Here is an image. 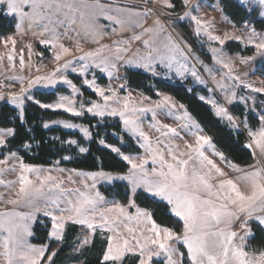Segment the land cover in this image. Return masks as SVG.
<instances>
[{
    "label": "snow or ice",
    "instance_id": "6c2138e0",
    "mask_svg": "<svg viewBox=\"0 0 264 264\" xmlns=\"http://www.w3.org/2000/svg\"><path fill=\"white\" fill-rule=\"evenodd\" d=\"M244 6L248 0H239ZM264 9V0H257ZM143 10L137 7L121 4L119 0H0V10L3 14L15 19L17 33L23 32L25 26L39 39V43L50 46L54 50V60L61 61L63 57L71 55V51L62 42V38L77 40L76 51L81 54L73 59L65 60L56 69L45 75H36L28 80L27 87H21L19 94H10L8 103L20 109L19 117L23 121L25 99L32 101L44 109H63L75 116H81L85 111L95 117L119 116L125 130L139 137L143 143L140 147L145 149V156L134 157L125 155L119 148L110 145L111 151L116 153L130 166L127 175H117L100 172L82 173L83 190L80 188L65 189L63 180L52 175H41L38 167L19 163V173L15 181H4L0 184L5 187H13L18 184L14 198H9L6 203L13 205L9 211H0V257L4 264H54L56 250L50 249V244L41 246L33 245L28 237L33 235L32 225L38 220V214L50 219L48 238L56 242L57 246L64 240L66 225L70 222L87 229V233L75 246L74 251H79L84 245L91 242L92 235L97 229L103 235L109 233L106 239V248L103 251L101 264H122L129 253L138 256L137 264H154V258L163 257V264H183L184 253L177 247L182 244L187 250L189 264H264V249H250L249 239H255L254 230L264 233V165L257 161L256 165H250L242 169L235 163L228 161L222 152H216L211 144V138L198 134L199 125L191 119L187 111L177 119H183L184 128L189 129L195 137L194 143L185 142L183 151L179 146L171 143L164 144L158 140L157 145L164 144V149L153 145L149 136L140 127V114L152 112L153 120L156 110L151 107L137 106L132 97H120L113 89L100 88L95 79H84L83 83L91 88L97 96L102 98L103 104L95 101L85 109L81 103L80 109L75 107V97L79 89L64 75L70 70L84 76L89 68H98L109 77L113 76L117 69V61L123 60L125 64L144 69L157 76L156 65L159 64L168 71H175L180 77L190 72L198 83H203L197 74L195 67H188V55L171 36L166 33V27L159 16L152 19L150 26H145V21L152 14L149 3H159L163 8L173 9L171 0H142ZM186 8H190V0H183ZM199 7V6H197ZM165 13H161L164 15ZM264 16V10L261 11ZM169 16L171 13L168 14ZM103 18L107 25L100 24ZM190 18L196 25V34L201 32L207 35L209 41L219 42L224 45L227 40H242L240 36L225 33L223 37L214 35L209 31L210 22L201 20L192 15L191 11H185L178 20ZM245 27H248L247 24ZM131 28H140L139 34H134L130 40H113L109 45L84 51L79 47V38L90 39L94 43L105 35H119ZM38 31H35L37 30ZM71 34H74L71 35ZM147 36V39L143 37ZM131 41H142L145 52L139 50L133 56L125 59L122 55L130 50ZM0 44L8 51L7 59L13 60L16 40L12 35L0 38ZM247 44L257 50V54L264 55V34L257 33L255 28H249ZM29 48V60L31 59V45ZM188 52L190 47L185 45ZM108 51L109 55L104 53ZM213 59L228 69L226 75L232 79H238L232 75V62L222 58L220 49L212 48ZM42 55V53H40ZM3 54H0V59ZM254 57L241 58V63H246ZM23 55L20 57V68L25 67ZM29 67H31L29 63ZM37 71H40L38 68ZM16 79L22 80V77ZM57 83L68 85L72 90V97L60 96L56 103L46 104L36 100L31 94V89L37 85L43 88H55ZM121 88L125 85L121 84ZM223 87V85H221ZM246 87H251L246 85ZM211 91V90H209ZM262 92L264 89H254ZM159 94V93H158ZM3 96L0 95V99ZM144 99H147L146 97ZM201 100L205 97L201 96ZM235 99V94L227 97L229 103ZM211 103L215 114L226 118L229 124L236 127V120L229 115L227 109L219 105L215 100H207ZM117 105V106H113ZM168 108L169 115H173L172 109L176 106L171 98L164 96L163 100L156 104L155 108ZM183 108V105H180ZM262 126L253 131L248 128L249 142L246 148L252 149L254 158L257 153L264 157V115L260 117ZM55 123V122H54ZM63 127H78L68 122H62ZM159 122H157L158 124ZM49 125H44L47 128ZM161 133L162 137L177 136V129L167 124L151 125ZM166 129V131H164ZM85 138H90L87 128H81ZM14 129L0 128V146L6 145L5 137L13 136ZM70 143H76L71 141ZM104 144V140H100ZM205 146L213 148L214 155H218L221 162H225L233 172L238 173L235 179L219 167L204 153ZM28 147V145H25ZM86 149L80 148V152ZM14 159L16 153H11ZM68 159V157H65ZM151 161L153 167L149 170L146 165ZM0 164H7V158L0 160ZM6 171H17L16 166L0 169V175ZM59 171H63L62 169ZM34 175L35 179L30 178ZM69 180L72 181L71 177ZM91 180L92 183H85ZM127 181V187L131 192L128 197V205L124 206L118 201L109 204L108 201L96 191L99 181L111 184L113 181ZM138 189L153 198L165 202L168 211L174 217L183 222L182 232L177 233L171 228L158 224L153 219V213L140 208L132 198L138 195ZM127 195V193H126ZM74 197V198H73ZM109 204L107 207L102 205ZM15 206H21L27 211H19ZM135 208V214H130L128 209ZM135 221L136 228L129 227L128 222ZM239 226L236 230V226ZM47 227V225H46ZM123 229V230H121Z\"/></svg>",
    "mask_w": 264,
    "mask_h": 264
},
{
    "label": "rangeland",
    "instance_id": "374dc122",
    "mask_svg": "<svg viewBox=\"0 0 264 264\" xmlns=\"http://www.w3.org/2000/svg\"><path fill=\"white\" fill-rule=\"evenodd\" d=\"M239 4V0H236ZM119 2L123 4H128L129 6L137 7L139 10H143L144 5L142 3V0H119ZM171 2L174 5L173 9H166L163 8L159 3H149L148 7L152 9V14L150 17L144 22L145 26H150L152 23V19L156 16H159L161 21L164 23L166 27V33L162 34L160 39H163L164 35L171 34L172 38L180 44L182 48H184L185 53L188 55V67L192 68L195 67V70L203 83H198L196 79L191 75L190 72L185 73L183 77H180L176 74V72L168 71V69L164 68L163 66L157 64L156 71L159 73V75L154 76L151 72H146L142 68L129 66L124 63L123 60L117 61V69L114 71L113 76L109 77L106 73H102L98 68H89V70L85 73L84 76L79 75L78 73H73L70 70L64 72V75L67 76L69 80L73 82V84L76 85V87L79 89V92L76 94L75 100V107L79 110L81 103H84L85 109L90 106L91 101H95L97 103L103 104L102 98L97 96L95 92L89 88L87 85L83 83L84 79L92 80L95 79L96 84L102 88L105 89L106 92L108 89L115 90L120 97L124 96H131L133 101L136 102L137 106H144V107H151L156 110V117L155 120H153L152 112H146L143 114H140V127L142 130L149 136V139L153 143V145H157L158 140H163L164 144L171 143L174 146H179V150L183 151L185 142L188 143H194L195 137L191 134V131L189 129L184 128L182 125L185 123L183 119H177V116H183V113L186 111L185 107L181 108L180 103H178L172 96L158 92L156 98H149L142 94L139 91L133 90L131 88H128L126 86V75L129 71H139L146 76L163 81L168 82L171 84L180 83L184 84L186 82H189L188 90L190 93L195 94V96L204 104H206L213 115L225 126H227L230 130L241 133L245 138V145L249 142L248 137V128L255 131L259 129L262 126L260 117L264 115V91L257 92L254 91V89H264V76L257 73V70L260 66H264V55L257 54V50L254 46L247 44V37L249 35V28H252L251 26L243 27L241 29L235 27L232 25L228 18L222 13L219 3L217 0H214L212 2L208 0H190L191 7L186 8L183 0H171ZM107 3V2H105ZM199 6V7H197ZM183 8L181 12L178 14L173 13V10H176L177 8ZM245 7L249 12L252 10H257L259 13V17L264 20V16H261V11L264 10L261 8V6L258 4L257 0H248V2L243 6ZM185 11H191L192 15L198 16L203 21L210 22L209 31L214 35H219L221 37L224 36L225 33H228L229 35H235L240 36L242 40H227L225 41L224 45H220L219 42L216 41H209L207 38V35L203 32L198 36L196 34V25L191 21L190 18H185L184 20H178L177 17L182 16ZM161 13H165L164 15H161ZM171 13L169 16L168 14ZM12 18V17H11ZM182 23L186 25H190L193 28V35L196 40L197 48L199 51L204 52L207 56H209V62L204 61L201 56L198 54V52L192 50L191 52H188V49L185 48V45L190 47L187 42L178 35L176 30L174 29L175 24ZM100 24L107 25L108 22L104 20L103 18L100 19ZM35 31H38L35 30ZM142 31L140 28H131L129 30H126L119 35H105L102 39L99 40V43H94L90 39L86 40L83 37L79 38V47H81L84 51H90L94 50L100 45H109L111 48L113 40H130V38L134 34H139ZM259 33V32H257ZM264 34V32L260 33ZM74 36V34H71ZM14 39L16 40L14 51H12L13 60L11 63L7 59L8 51L12 49V45L8 46V49L4 47L3 44H0V54H3V58L0 59V95L3 96L2 99H0V105L3 103H7L12 108L16 109L20 113V109L16 108L15 105L8 103V96L10 94H19L21 87H27L28 80L34 78L36 75H45L47 73H50L56 69V67L59 64H63L65 60L73 59V57H78L81 53L76 51L77 48V40L76 39H70V38H62L61 42L70 49L71 55L67 57H63L61 61L56 62L54 60V50L51 49L50 46H45L39 43V39L36 35H33L32 31L27 30L25 26V30L23 32L17 33L15 32L14 35H12ZM4 38V37H0ZM144 39H147V36L143 37ZM228 43H237L241 45L243 48H249L254 50V54L249 57H254L252 60H248L246 63H241V58H247L242 57L238 54H229L224 50V46ZM31 45V59L29 60V48L28 46ZM212 48H217L221 50L222 58L225 60H230L232 62V75L234 77H238V79H232L229 78L226 73H228V69L222 67L221 64H218L213 59V53L211 51ZM139 50L141 53L145 52L146 49L144 48V45L142 41H131L130 44V50L127 53H123L122 55L125 57V59L133 56L136 51ZM42 53V55H40ZM21 54L24 57L25 60V67L23 70L20 68V57ZM105 55H109V52L106 51L104 53ZM29 63L31 67H29ZM40 69V71H37V69ZM17 77H22L23 79H16ZM78 80V81H76ZM79 83V84H78ZM124 84L125 87L121 88L120 85ZM223 85V87H221ZM246 85H250L251 87H246ZM57 89L63 90L62 93H59L57 95V98L50 103L46 104H52L56 103L60 96H69L72 97V90L69 88L68 85H65L63 83H57L55 88H43L39 85L33 87L31 89V94L34 95L37 92L40 93H51L55 92ZM82 89L86 90L87 92L91 93L94 98L88 99L84 98ZM211 90V91H209ZM235 94V99L232 100L231 103L228 102L227 97L232 96V94ZM107 94H110V92H107ZM164 96H168L171 98V102L175 104V108L172 109L173 115H169V109L168 108H155L156 104L161 102L163 100ZM205 97V100H201L200 97ZM147 99H144V98ZM36 99V98H35ZM37 100V99H36ZM207 100H215L219 105H222L225 107L232 117L236 120L237 124L236 127H233L229 124L228 120L226 118L219 117L215 114V110L212 107L211 103L206 102ZM33 103L32 101H28L25 99V103ZM25 103L23 105V108L25 106ZM42 103V102H41ZM37 105V104H35ZM39 106V105H37ZM117 106V105H113ZM241 108V112L244 114V118H240L233 114L232 108ZM41 108V107H40ZM44 109V108H42ZM52 112H62L65 113L71 117H79L82 118L84 116L96 118L98 120L103 119H115L118 120L119 123L122 126V131L125 133L134 146L139 150L138 153H126L122 150V145L118 146L117 148L120 149L122 153L125 155H132L134 157L137 156H145V149L140 147V144L143 143L139 139L138 136L133 135L131 132L125 130V127L120 120L119 116H105L103 118L101 117H95L92 114L88 113L87 111L84 112L81 116H75L70 112H65L63 109H44ZM188 113V112H187ZM189 114V113H188ZM191 117V115L189 114ZM249 117H252L257 120V125H253L252 122L249 121ZM191 119L195 121L192 117ZM65 121H57L53 122L51 124H48L50 127H59L66 131L70 132H76L79 133L85 140H89V138H85L83 132L81 131V128H86L84 126H81L79 124L78 127L73 128H65L63 127V123ZM157 122H159L157 124ZM196 122V121H195ZM156 125V127H159L160 125L167 124L170 127L177 129V136H170L169 137H162L161 133L156 130L155 127H152L151 125ZM198 125V123L196 122ZM247 124L248 128H245L244 125ZM48 126V127H49ZM199 129L201 130L198 134L200 135H206L205 132L201 129L199 126ZM166 131V129L164 130ZM207 136V135H206ZM11 136L5 137V140L7 141ZM71 141L75 140H68L67 144L71 146H77L76 143H70ZM164 144L157 145L161 149H164ZM214 149L216 152H220V150L217 149V147L212 143ZM105 145H108L106 143L101 144V146L107 150H109L111 153V147H105ZM111 146V145H110ZM4 146H0V150ZM116 147V146H113ZM251 151L252 149L247 148ZM80 151V148L78 149ZM204 153L206 156H208L209 159H212L219 167H221L229 177L235 179V177L238 175V173H235L232 171L231 168L227 166L225 162H221L218 155H214L213 148H209L208 146H205ZM116 157H118L120 160H122L116 153H113ZM7 158V164H0V169L3 168H11L13 165L16 166L17 171H6L3 175H0V179H3L4 181H15L18 177L19 173V163L21 159L16 155V157L13 159L11 155H7L2 160ZM254 158V156H253ZM260 161L261 165H264V157H260L257 153L256 157L254 158V162L252 165H256L257 161ZM124 161V160H122ZM126 164L127 162L124 161ZM128 165V164H127ZM38 167L42 170L41 175H52L57 177L60 180H63V185L65 189H75L80 188L83 190V184L81 183V177L77 176V172L81 171H75L71 169H67L64 167L59 166L58 164L53 165L52 167H41V166H34ZM128 167H130L128 165ZM146 167L151 170L153 167L151 161L149 160V163L146 165ZM240 167V166H239ZM247 167H240L242 169H247ZM63 171H59V170ZM82 173H89V172H82ZM125 174H112L113 176L117 175H127ZM30 178L35 179L34 175L29 174ZM69 177H71L72 181L69 180ZM85 183L91 184V180H85ZM115 183H121L125 184L127 186V181H121L116 180L113 181L111 184H109L106 181H99L96 184V191L98 190L99 186L107 185L111 186ZM18 190V184L14 185L13 187H5V185L0 184V211H9L13 209V205L6 203V201L9 198H14L15 191ZM138 193H143L142 190L138 189ZM130 192V191H129ZM144 194V193H143ZM131 195V192H130ZM146 196L153 198L147 194ZM137 196V195H136ZM132 197L135 199V197ZM74 198V197H73ZM157 201H159L156 198H153ZM109 202V204L115 200H109L105 199ZM161 202V201H159ZM166 204L165 202H162ZM109 204L102 205V207H107ZM128 205V204H127ZM126 205V206H127ZM125 206V205H124ZM17 210L19 211H27V209L21 207V206H15ZM130 214H135L136 209L135 208H129L128 209ZM173 216V215H172ZM38 220H46L47 223L50 225V219L47 217H43L41 214H38ZM174 217V216H173ZM179 220L178 217H175ZM38 220L35 221L32 225V230L35 226V224L38 223ZM180 221V220H179ZM182 222V221H181ZM45 222H42V225H45ZM129 227L136 228L138 227L135 221L128 222ZM183 224V222H182ZM76 227L77 230L75 233H72L68 243V255L65 258V261L63 264H83L86 260V255L89 251H91L93 244L100 247L101 255L100 259L102 261L103 251L106 248V239L104 238L109 233L105 232L103 235L101 234V231L99 229L96 230V232L91 237V242L87 245H84L80 248L79 251H74L75 246L79 243V241L84 237V235L87 233V229L83 228L80 225H74L70 222L66 225L65 234H64V240L61 244H64L65 242V236L66 233L69 231L70 228ZM239 226H236V230H238ZM123 230V229H121ZM32 236L28 237L29 242L31 241ZM250 240V239H249ZM50 241V240H49ZM53 242V241H51ZM31 243V242H30ZM182 245V244H178ZM183 246V245H182ZM186 250V249H185ZM137 257L138 262V256L133 253H129L125 256L123 262L127 258H133ZM163 257H160L158 260L154 258V264H163ZM122 262V264H123ZM0 264H4L3 257H0ZM184 264V260H183ZM189 264V261L187 260V250H186V263Z\"/></svg>",
    "mask_w": 264,
    "mask_h": 264
},
{
    "label": "trees",
    "instance_id": "16d2710c",
    "mask_svg": "<svg viewBox=\"0 0 264 264\" xmlns=\"http://www.w3.org/2000/svg\"><path fill=\"white\" fill-rule=\"evenodd\" d=\"M208 1L212 2L214 0ZM217 1L222 13L235 27L241 29L247 24V26L255 28L256 32H264V20L259 17L257 10L249 12L236 0ZM182 9L179 7L173 10V13L178 14ZM15 23L14 18L5 16L3 10H0V37L14 35L16 32ZM174 29L192 50L198 52L204 61L209 62V56L197 48L193 28L190 25L178 23L175 24ZM224 50L231 55L238 54L242 57H249L254 54L253 49L243 48L237 43L226 44ZM257 73L264 76V66H260ZM125 80L128 88L139 91L149 98H156L158 92L172 96L185 107L186 111L198 123L205 134L211 138L212 143L224 154L228 161L240 167H247L253 164V154L245 147L244 136L223 125L206 104L201 102L195 94L190 93L188 90L189 82L171 84L152 79L139 71L127 72ZM62 92L63 90L61 89L51 93L37 92L35 98L42 103H50ZM82 93L84 98H94L91 93L84 89H82ZM23 109L24 118L22 121L16 109L7 103L0 105V128H12L15 133L0 150V160L14 152L23 163L32 166L52 167L58 164L61 167L81 172L103 171L109 174H125L129 169L128 165L109 150L103 148L100 140H104V143L116 147L123 143L122 150L126 153L136 154L139 152L130 138L123 133L122 126L118 120H98L87 116L82 118L71 117L62 112L44 110L29 102L25 103ZM232 112L234 115L244 118L241 108H232ZM57 121L71 122L86 127L90 133L89 140H85L79 133L66 131L59 127H44L46 123L51 124ZM249 121L254 126L258 123L252 117H249ZM68 140H75L77 146L68 145ZM25 145H28V147H25ZM79 148H84L86 151L80 152ZM65 157H68V159H65ZM98 190L105 199L118 201L125 206L128 204L130 192L125 184L102 185L98 187ZM134 200L140 208L151 211L154 214L153 219L158 224L169 227L177 233L182 232V222L170 214L166 204L143 193H139ZM42 222L46 224L42 225ZM49 228L50 225L46 220L39 219L32 230L33 235L30 242L36 246L50 244L49 251L54 249L57 252L54 257V264H63L69 251L67 241L77 228H70L66 233L64 244L60 243L59 246H57L56 242L49 241ZM254 235L255 239L248 241L250 249H264V233L255 229ZM177 247L180 252L184 253L183 260L185 264L186 250L182 245H177ZM100 255V247L93 244L83 264H101ZM123 264H137V257L127 258Z\"/></svg>",
    "mask_w": 264,
    "mask_h": 264
},
{
    "label": "built area",
    "instance_id": "2783aa9c",
    "mask_svg": "<svg viewBox=\"0 0 264 264\" xmlns=\"http://www.w3.org/2000/svg\"><path fill=\"white\" fill-rule=\"evenodd\" d=\"M102 2H110V0H102Z\"/></svg>",
    "mask_w": 264,
    "mask_h": 264
}]
</instances>
